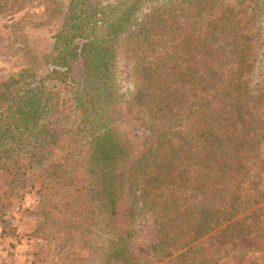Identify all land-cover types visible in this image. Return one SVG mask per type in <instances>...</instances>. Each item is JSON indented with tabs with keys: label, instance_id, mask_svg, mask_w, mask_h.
I'll list each match as a JSON object with an SVG mask.
<instances>
[{
	"label": "trees",
	"instance_id": "trees-1",
	"mask_svg": "<svg viewBox=\"0 0 264 264\" xmlns=\"http://www.w3.org/2000/svg\"><path fill=\"white\" fill-rule=\"evenodd\" d=\"M63 1L43 73L0 82V205L37 185L34 233L56 264H147L142 210L162 264H255L227 246L264 218L242 192L264 173V0Z\"/></svg>",
	"mask_w": 264,
	"mask_h": 264
},
{
	"label": "rangeland",
	"instance_id": "rangeland-1",
	"mask_svg": "<svg viewBox=\"0 0 264 264\" xmlns=\"http://www.w3.org/2000/svg\"><path fill=\"white\" fill-rule=\"evenodd\" d=\"M108 1L104 0V2ZM65 5L63 0H36L32 5L23 4L17 10L0 15V82L15 76L22 66H30L35 75L43 73L40 44L55 29ZM21 17L31 19L35 26L28 29L24 37L18 38L15 33L11 34L10 25ZM225 34L227 32L219 35L220 43L232 40L231 35ZM139 54L144 55V51L141 50ZM260 60L264 61V55ZM132 129L138 136L140 129L135 125ZM61 153L59 150L56 152L57 155ZM261 156L264 160V147ZM36 187L37 185L30 181L21 198L8 207L0 205V264H56V261H52L47 255L48 250L54 247L53 241L47 239L46 234L34 233L38 226L35 216L38 199ZM242 192L246 201L252 198L251 202L257 204L256 208L263 207L264 215V173L254 170L243 186ZM1 199L3 197L0 193ZM133 227L137 253L147 264H162L164 261L159 255L149 249V245L155 241L150 214L142 210ZM227 250L241 254L244 259H250L255 264H264V218L251 236L229 242ZM73 252L75 256L86 257L88 246L83 242H77Z\"/></svg>",
	"mask_w": 264,
	"mask_h": 264
}]
</instances>
